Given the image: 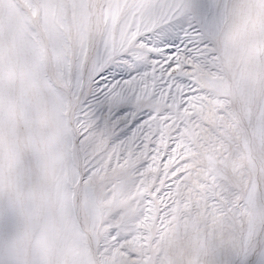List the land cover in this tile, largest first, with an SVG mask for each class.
<instances>
[{
  "label": "snow or ice",
  "instance_id": "snow-or-ice-1",
  "mask_svg": "<svg viewBox=\"0 0 264 264\" xmlns=\"http://www.w3.org/2000/svg\"><path fill=\"white\" fill-rule=\"evenodd\" d=\"M0 264H264V0H0Z\"/></svg>",
  "mask_w": 264,
  "mask_h": 264
}]
</instances>
